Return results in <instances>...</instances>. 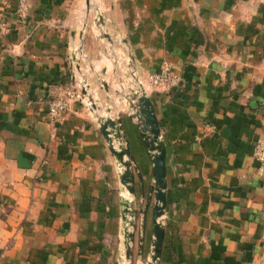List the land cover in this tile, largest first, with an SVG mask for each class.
I'll return each mask as SVG.
<instances>
[{"label": "crops", "instance_id": "obj_1", "mask_svg": "<svg viewBox=\"0 0 264 264\" xmlns=\"http://www.w3.org/2000/svg\"><path fill=\"white\" fill-rule=\"evenodd\" d=\"M90 4L25 0L20 14L18 0H0V264H126V193L92 113L83 98L60 124L46 112L83 80L88 94L104 93L100 80L134 68L149 82L163 66L177 81L146 91L166 146L157 264H264V166L252 157L264 141V0ZM122 126L139 169L134 206L150 198L131 244L133 264H144L152 162L133 121Z\"/></svg>", "mask_w": 264, "mask_h": 264}, {"label": "water", "instance_id": "obj_2", "mask_svg": "<svg viewBox=\"0 0 264 264\" xmlns=\"http://www.w3.org/2000/svg\"><path fill=\"white\" fill-rule=\"evenodd\" d=\"M84 1L87 10L89 11L92 8L90 0ZM94 24L99 30V37L111 43L112 39L102 30L104 22L98 12L96 14ZM73 56L75 57V54H73ZM129 65L133 68L132 64ZM76 68L79 69L78 65ZM129 73L130 76L138 82L137 73L134 68ZM99 83L101 89L106 94L109 90L108 84L104 80H100ZM87 87L88 84L86 80L80 82V95L81 97H87L89 102H91L89 110L93 114L96 107L92 102V97L87 92ZM126 107V116L129 120L133 121L135 128L140 134L145 150L152 162L151 189L153 191V205L151 208V221L153 238L151 240L150 254L144 264H157L161 255L162 242L164 238V225L161 218L164 215L166 207V146L161 137L154 108L140 82H138L136 95L133 94L132 97H127ZM94 116L99 132L101 133L110 154L115 160L119 183L126 193V196H123L120 199V214L123 228L122 243L126 264H133V251L131 244L134 241L133 231L136 226L135 219L138 214H142V221L144 222L150 198L143 206V209L135 207L132 201L135 194L134 176L130 170L132 159L127 139L123 131L122 118L120 116H118L117 119H112L107 116ZM140 242H142V240H140ZM137 258H142L141 243L138 247Z\"/></svg>", "mask_w": 264, "mask_h": 264}, {"label": "rangeland", "instance_id": "obj_3", "mask_svg": "<svg viewBox=\"0 0 264 264\" xmlns=\"http://www.w3.org/2000/svg\"><path fill=\"white\" fill-rule=\"evenodd\" d=\"M137 79L138 82L141 83L145 91H148L150 87L149 82H144V80H142V78H140L138 74ZM138 82L132 76H130L129 79L115 78L114 80H110V85L108 84L110 89L106 94L102 92L90 93L89 95L92 97V102L96 107L92 114L94 120V115L107 116L112 119H117L118 116H120L121 118L125 117L127 112V110L125 111L126 99L127 97H132L133 94L136 95ZM111 86L113 88H111ZM73 87L77 90L79 89L74 85ZM99 87L101 88L100 85ZM58 97H56L55 99H57ZM82 98L86 102V105L84 104V106H87L89 109L91 106V102H89L87 97H81V99ZM130 170L133 173L134 180L136 178L139 179V169L136 167L133 161H131Z\"/></svg>", "mask_w": 264, "mask_h": 264}, {"label": "built area", "instance_id": "obj_4", "mask_svg": "<svg viewBox=\"0 0 264 264\" xmlns=\"http://www.w3.org/2000/svg\"><path fill=\"white\" fill-rule=\"evenodd\" d=\"M25 10V0H18V12L22 14ZM177 81L176 77L172 74L169 67L163 66L158 73L149 76L150 86L172 85ZM81 99L79 90L74 87H66L63 90V95L53 100L46 112V120L48 124H60L68 112L70 102L72 100ZM252 157L256 160L261 167L264 166V141L257 140L252 147Z\"/></svg>", "mask_w": 264, "mask_h": 264}]
</instances>
